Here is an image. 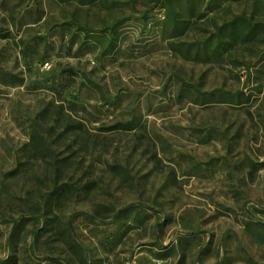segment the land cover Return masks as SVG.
<instances>
[{
  "label": "rangeland",
  "instance_id": "obj_1",
  "mask_svg": "<svg viewBox=\"0 0 264 264\" xmlns=\"http://www.w3.org/2000/svg\"><path fill=\"white\" fill-rule=\"evenodd\" d=\"M0 264H264V0H0Z\"/></svg>",
  "mask_w": 264,
  "mask_h": 264
},
{
  "label": "trees",
  "instance_id": "obj_2",
  "mask_svg": "<svg viewBox=\"0 0 264 264\" xmlns=\"http://www.w3.org/2000/svg\"><path fill=\"white\" fill-rule=\"evenodd\" d=\"M72 110L69 109V107L65 104L60 106L59 111L56 113L58 116L57 120L55 121L56 125H53L52 123H47L48 132H54L58 129H62L63 133L60 135L63 139L67 141L69 139L68 136L70 134H74L73 136H78L77 134H80L84 131L85 125L83 122L75 121L72 117ZM50 115L48 114V111L45 112L43 115V119L46 120ZM133 130L130 123H118L112 127H109L106 129L108 132H128ZM44 144H46V139L43 140V144L36 138L35 135H32L30 138V142L27 145V154L30 156H40L42 152L45 150L43 148Z\"/></svg>",
  "mask_w": 264,
  "mask_h": 264
},
{
  "label": "built area",
  "instance_id": "obj_3",
  "mask_svg": "<svg viewBox=\"0 0 264 264\" xmlns=\"http://www.w3.org/2000/svg\"><path fill=\"white\" fill-rule=\"evenodd\" d=\"M49 66H50V65H49L48 63L45 65L46 68H48Z\"/></svg>",
  "mask_w": 264,
  "mask_h": 264
}]
</instances>
